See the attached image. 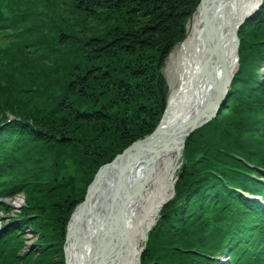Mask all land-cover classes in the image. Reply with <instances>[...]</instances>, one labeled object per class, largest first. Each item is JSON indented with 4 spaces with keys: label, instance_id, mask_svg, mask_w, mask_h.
Segmentation results:
<instances>
[{
    "label": "trees",
    "instance_id": "obj_1",
    "mask_svg": "<svg viewBox=\"0 0 264 264\" xmlns=\"http://www.w3.org/2000/svg\"><path fill=\"white\" fill-rule=\"evenodd\" d=\"M33 1L14 4L9 10L15 14L7 17L10 26L16 20L19 27L18 10L26 12L21 34L33 37L18 33L15 41L0 45V59L6 61L1 78L11 73L21 94H34L22 106L0 91V196L26 194L16 215L20 225L38 234V243L36 251L22 253L18 223L4 225L0 264H63L66 224L93 173L157 126L166 102L162 69L187 36V22L200 2L61 0L68 6L65 16L52 17L45 14V2ZM53 33L58 46L73 48L47 52ZM239 33L240 69L224 112L186 143V164L176 185V201H186V206H166L144 263L215 264L214 254L226 251L237 236L228 233L236 227L227 220L241 221L234 230L248 237L264 212L259 201L239 191L264 196V182L249 177H264V81L259 72L264 64V6ZM26 43L45 49L41 53L47 60H38L22 45L14 52ZM68 52L77 61L65 58ZM54 59L73 67L60 66L56 72L39 67ZM7 112L15 115L10 123ZM111 142L116 144L106 150ZM211 153L219 156L217 164L209 160ZM199 154L203 158L195 161L193 155ZM4 207L0 202V211ZM218 210L224 212L215 214Z\"/></svg>",
    "mask_w": 264,
    "mask_h": 264
},
{
    "label": "bare ground",
    "instance_id": "obj_2",
    "mask_svg": "<svg viewBox=\"0 0 264 264\" xmlns=\"http://www.w3.org/2000/svg\"><path fill=\"white\" fill-rule=\"evenodd\" d=\"M259 2L200 1L187 37L172 55V91L157 131L101 172L100 183H105L104 188L93 191L92 186L88 201L76 209L69 221L65 244L67 264L140 263V242L171 195V182L165 183L164 178L170 179L175 174L181 145L180 141H172L184 139L194 114L203 105L207 109H203L204 117L208 114L216 100L215 74L222 75L227 70L231 75L236 71V30ZM211 9L214 36L210 49L215 50V44L220 47L223 64L216 55L206 66L210 50L205 29ZM209 160L214 161L211 157Z\"/></svg>",
    "mask_w": 264,
    "mask_h": 264
},
{
    "label": "rangeland",
    "instance_id": "obj_3",
    "mask_svg": "<svg viewBox=\"0 0 264 264\" xmlns=\"http://www.w3.org/2000/svg\"><path fill=\"white\" fill-rule=\"evenodd\" d=\"M66 8H68L67 4L64 5L63 2H61V0H57L55 13H59V14H62V15L65 16L64 10H66ZM194 14H195V11H194L193 15ZM190 18L188 20L187 27H186L187 28V32L190 31L191 20H192V18H191V20H190ZM42 20L44 21L45 18H42ZM8 31H11V33H13V35L16 34L14 32V29L6 30V32H8ZM4 34H6V33H4ZM31 37H33V34L30 35V39H31ZM54 37H55V34L53 33V35L49 39V42L47 40V42L51 46L50 48H47V50H48L47 52H52L53 54H55L53 52V47H55V43H56V39H55L56 37L55 38ZM10 38L11 39L12 38L15 39V37L12 36V35H10ZM240 38H241V35H240ZM1 42L2 41H1V37H0V43ZM20 45H24V44H18L14 52L17 51V49L19 48ZM180 45L181 44L177 45L175 47V49L172 51V53L167 56L166 63H165L164 69H163L164 74L166 76L165 77V80H166V85H167L166 86V100L169 97L168 96L169 93L171 95V91H172V89H171L172 88V77L171 76H172V72H173V66L170 65L171 62L174 63V60H173V56L172 55L177 52V50L180 47ZM72 48L68 49L66 47H62V48H59V49H60V52H62V50H66V51L68 50V51H70ZM58 54H62V53H57V55ZM34 56H37V59L38 60L39 59H41L43 61H46L47 60V57L43 53H39V54H36ZM64 57L65 58H69V60L77 61L75 59L76 56L75 57H71L70 54H69V52L66 53L64 55ZM176 57H177V55L174 56V59ZM22 58H23L24 61H25V59L27 60V56L26 55H23ZM167 60H168V62H167ZM0 61H2V60L0 59ZM57 61H60V63L57 64ZM2 62H3V65L0 62V80H7L9 83H11L13 85V88L16 87L15 83L19 87V83L18 82H15V79L16 78L11 73H8V75L5 78H3V79L1 78L5 74V73H3V71L5 70V63H6V61L3 60ZM67 64H69L71 67H73V65L71 63H69V62H63L61 60H56V59L52 60L49 63H45V64H43L42 66H39V67L46 70L47 67L50 66V67H52V70L56 72L58 69H60V66L62 68H64V66H66ZM55 67H57V69ZM6 68L8 69V71H10L12 69V67L11 68L10 67H6ZM49 72L51 73V69L49 70ZM65 77H69V76L68 75H65ZM49 82L52 83V77L49 79ZM232 88H233V85H232ZM1 92L8 94V97L12 100V102H14L15 104L22 105V106H25V103L28 100H30L32 98V96H34V94H32L31 92H29L28 97L26 98V95L25 94H21V92H19V91L18 92H13L12 90H8V88L5 89L4 91H1ZM33 103L35 104V101ZM40 103L43 104L44 106H46L44 103H42V102H40ZM27 105L31 106L30 103H27ZM18 109H20V108H18ZM0 110H2V109H0ZM13 116H15V115H12L10 112L9 113L8 112L6 113V117L12 118ZM160 118H161V116L159 117V119ZM112 137H114L113 134H112ZM115 144H116V142H111V144L109 143V145H107L108 147H105V149L107 150V149H109L110 145H115ZM213 157H215V156H213ZM111 161H109V162H111ZM87 165H90V164H88V161L86 163V166ZM99 169H100V167L97 168V170L93 173L94 174V178H95L96 173H97V171ZM65 180H66V178H65ZM3 200H4V205H5L4 208H5V210L3 209V210L0 211V229H1V227H3L6 224H11V223H14V222L18 223V226L20 228V233H22V243H23V245H22V248H21V250H22L21 252L22 253L23 252L24 253H27V252L32 251V250H35L36 251L37 250V243H38L37 242V240H38V234L35 233L33 231V229H31L30 227L24 226V225H20L19 224V220H18L17 215H16L17 213H20L21 212V209L25 205V202H26V194L25 193H19V194H16V196L4 197ZM262 201H264V199H262ZM159 224L160 223L158 222V224H156V227H159ZM144 243H145V241L142 240L140 242V246H143ZM19 264H23V263H19Z\"/></svg>",
    "mask_w": 264,
    "mask_h": 264
},
{
    "label": "water",
    "instance_id": "obj_4",
    "mask_svg": "<svg viewBox=\"0 0 264 264\" xmlns=\"http://www.w3.org/2000/svg\"><path fill=\"white\" fill-rule=\"evenodd\" d=\"M222 1V0H221ZM216 2L217 1H215L214 2V4L213 5H215L216 4ZM262 5V1L257 5V7L254 9V11H256L258 8H260V6ZM211 13H214V12H212V9L210 10V12H209V18L207 19V21H206V29H205V35H206V37H205V39H206V42H207V45H208V48H209V56H208V59H207V62H206V66L209 64V63H211V61H212V59H213V56L214 57H217L218 56V61H220L222 64H223V54H222V52H221V50H220V47L219 46H217V44H215L214 46H213V48H216L215 50H211L210 49V44H211V40H212V38H213V36H214V34H213V28L211 27L212 25H211V22H210V15H211ZM211 25V26H210ZM214 44V43H213ZM217 55V56H216ZM234 55H235V58H237L238 57V49H237V47H236V49H235V52H234ZM222 68H225V67H222ZM215 80H214V82H215V84H216V87H217V90H218V92H219V99H218V101H217V103H219V104H221V101L223 100V98H224V95H225V93L227 92V90H228V86H229V84H230V82H231V77L229 76V74H228V71L227 70H225L224 71V74L223 75H218V77H217V75L215 74ZM219 105L217 104L215 107H213L211 110H210V112H211V116H214L215 115V113L217 112V110H218V107ZM203 107L200 109V111H199V113L197 114V116H196V118H194L193 120H192V122H191V124L187 127V130H186V132H185V136H184V139L182 140V138L183 137H181V138H177V139H175L173 142H179L180 144H181V148L183 147V145H184V141H185V139L187 138V136L189 135V133L190 132H192L193 130H195L196 128H198L199 126H200V124H201V122H202V114H203ZM155 133V132H154ZM153 133V134H154ZM152 134V135H153ZM151 135V136H152ZM182 140V141H181ZM131 149H132V147H129L128 149H126L122 154H120V155H118L115 159H114V161H113V163H115L117 160H119V159H121V158H124L125 156H126V154H129V152L131 151ZM111 165V163H108V164H106V165H104L99 171H98V173H97V175H96V177H95V179H94V181H93V183H92V185H91V187L93 186V191H95V190H101V189H103L104 188V185H105V183H104V185L103 184H101L100 183V174H101V172L103 171V170H106L109 166ZM106 182V181H105ZM107 183V182H106ZM91 187H90V189H91ZM90 189H89V191H88V194L86 195V198H85V201L83 202V203H85V202H87L88 201V197H89V193H90ZM102 262L100 261L98 264H101Z\"/></svg>",
    "mask_w": 264,
    "mask_h": 264
}]
</instances>
